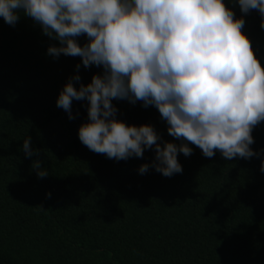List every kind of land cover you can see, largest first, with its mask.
<instances>
[{"label": "trees", "instance_id": "obj_1", "mask_svg": "<svg viewBox=\"0 0 264 264\" xmlns=\"http://www.w3.org/2000/svg\"><path fill=\"white\" fill-rule=\"evenodd\" d=\"M225 4L244 19L264 68L258 11ZM49 44L58 41L30 17L14 26L0 17V264H264V121L251 133L259 155L249 159L208 158L189 144L192 154L178 155L182 173L171 177L151 167V149L109 159L78 138L86 100L73 101L72 120L55 103L70 76L86 83L102 68H84L78 56L54 58ZM112 103L118 119L150 123L162 140L179 143L154 106ZM26 136L38 150L31 158L22 150ZM37 159L44 178L31 165ZM142 163L149 170L141 175Z\"/></svg>", "mask_w": 264, "mask_h": 264}, {"label": "clouds", "instance_id": "obj_2", "mask_svg": "<svg viewBox=\"0 0 264 264\" xmlns=\"http://www.w3.org/2000/svg\"><path fill=\"white\" fill-rule=\"evenodd\" d=\"M231 2L242 14L258 11L264 29V0ZM21 15L58 41L48 45V55L78 56L84 68H102L86 83L70 76L55 101L72 120L73 101L86 100L87 120L77 134L90 151L120 161L154 150L151 167L165 177L182 173L178 155L190 156L189 144L208 158L259 155L250 145L264 121V68L242 31L244 19L225 0H0L6 24L14 26ZM81 36L86 43L78 42ZM113 100L154 106L179 143L162 140L150 123L118 119ZM22 150L28 158L38 155L27 136ZM31 165L38 177L48 175L39 159ZM148 170V163L138 167L141 175Z\"/></svg>", "mask_w": 264, "mask_h": 264}]
</instances>
